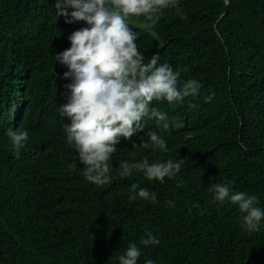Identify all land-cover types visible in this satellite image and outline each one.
<instances>
[{
	"label": "trees",
	"instance_id": "trees-1",
	"mask_svg": "<svg viewBox=\"0 0 264 264\" xmlns=\"http://www.w3.org/2000/svg\"><path fill=\"white\" fill-rule=\"evenodd\" d=\"M54 5L0 0V264H120L133 243L142 252L138 264H264V221L249 233L246 214L227 200L214 202L207 191L212 183H231L264 208V0H179L185 19L173 8L154 27L144 17L129 19L145 62L157 55L181 81L196 79L203 87L182 105L153 101L168 114L169 130L146 120L142 131L121 137L108 162L114 179L102 187L84 179L66 143L70 121L58 111L71 79L62 78L68 69L54 54L87 25L65 23ZM17 127L29 132L19 159L6 135ZM152 131L167 151L139 147ZM144 158L185 162L164 183L136 171L119 177V162ZM134 183L157 202L130 200ZM146 232L159 245H141Z\"/></svg>",
	"mask_w": 264,
	"mask_h": 264
},
{
	"label": "clouds",
	"instance_id": "clouds-1",
	"mask_svg": "<svg viewBox=\"0 0 264 264\" xmlns=\"http://www.w3.org/2000/svg\"><path fill=\"white\" fill-rule=\"evenodd\" d=\"M225 4L228 0H224ZM56 15L64 17L65 23L85 22L86 27L73 31L68 37L70 47L54 54L56 63L68 70L63 79H71L65 87L68 90L67 103L59 106V115L70 122L64 125L66 143L75 150L78 161L84 167L82 175L87 182L97 187L108 185L114 179L110 175L109 160L117 151L120 138L129 139L142 131L146 120H155L158 128L168 131L171 121L168 114L152 106L153 101L168 104H183L185 99L200 96L203 85L196 79L181 81V73L174 71L167 63H160L153 55L146 61L138 50L140 33L129 26V19L144 17L147 26L157 25L168 8L176 14L186 16L179 0H55ZM213 95L204 97L210 102ZM188 107L197 105L189 103ZM175 127H180L176 124ZM13 155L19 159L21 149L29 139L28 130L23 127L7 129ZM149 142H142L141 149L167 151L162 135L152 131ZM136 147L135 145L133 146ZM133 160L135 152L132 153ZM185 159L150 163L147 158L138 162H119L120 178H130L133 172H142L149 181L164 183L175 179L181 172ZM77 167V164H73ZM135 195L144 200L157 202L155 193H150L138 184H132ZM139 189L138 191H136ZM214 202L229 201L236 205L243 216V225L249 233L259 231L264 221V208L255 195L232 191L231 183L215 182L207 189ZM174 206L172 201L166 202ZM193 207L199 208V204ZM139 243L145 247L159 245L160 241L151 232ZM141 248L130 244L120 264H138ZM145 264H154L151 259Z\"/></svg>",
	"mask_w": 264,
	"mask_h": 264
}]
</instances>
